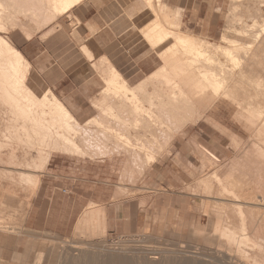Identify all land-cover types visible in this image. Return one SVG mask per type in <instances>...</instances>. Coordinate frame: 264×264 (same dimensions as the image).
I'll list each match as a JSON object with an SVG mask.
<instances>
[{"label":"rangeland","instance_id":"obj_1","mask_svg":"<svg viewBox=\"0 0 264 264\" xmlns=\"http://www.w3.org/2000/svg\"><path fill=\"white\" fill-rule=\"evenodd\" d=\"M117 1L120 2V5L124 9V19L127 25L149 27V25L152 24L151 20H153V16L155 17V15L152 14L153 12H151V8L147 6L144 0ZM106 2L108 5L105 9L107 13H114L116 7L113 0H106ZM153 2V7L155 6L156 10H161L160 6L161 8L163 7V9L165 6L168 7V9H166L165 7V13H168V15L171 16L172 22H175L178 19L175 15V17L173 16L176 11H174V9L170 8L166 4V0H162L161 2L153 0ZM85 3H89L88 5L95 3L94 5H96V7L98 6V1L96 0H88ZM16 7H21L22 9L19 8L21 9L19 10L17 8H14L15 10L17 9L19 11L18 12L15 11L13 7H9L17 12L14 14V11H12L11 15H17L15 16V18L19 17L22 22L19 21L18 24L21 22L22 25L19 24V26L15 27L11 26L15 21V18L11 16L12 19H10L12 20V22L11 20H8L10 26H3V29L0 30L2 31L0 32V35L22 53H24V51L27 49V54L24 57L30 63V67L28 68L27 73L28 87H30L35 93H37L38 96H43L45 92L50 93L51 91L59 100L67 105L68 108L70 106V104L68 103L69 101L76 102L79 100L82 103L83 95H85L88 97V101H85L84 104H80L86 109L84 112H79L82 118L77 117L72 110L70 111L74 114L81 126H83L88 120L97 117L100 113L96 106L99 102L98 100L104 95L102 94V91L105 87L103 78L105 77V70L108 69L107 66L109 64L107 65L108 61L106 58H98L95 62L91 63L93 67L89 68L88 64H84V62L79 60V53H81V50L82 53H84L83 48L80 50L74 48L71 39L67 34L68 28L66 26H69V23L72 28H76L77 26H80V22L73 16H59L57 18H54L53 20H47L48 18L45 16L46 12L44 13L41 11L38 14H34L36 17H33L32 15L34 12L32 13L30 11L29 13H31L30 15L32 17H30L31 19L28 17L26 20V18H24L22 14H18L21 13L24 8L22 6ZM238 7L239 6H237L236 9L233 0L228 1L227 8L222 12L220 16H218L217 20L215 19V24L217 25L219 30L212 38L207 37V34L209 33L207 30L201 31V29H195L196 26H202L200 20H198L196 24H190L185 21L186 19L183 20V15H181V19L179 20L180 26H175L174 28L178 31L186 33L194 39H201L211 45H213L214 43L215 45H222L225 47L227 45L221 43L220 39L223 34L228 31V29L231 31L230 36L236 37V32L232 31V28H234L235 30L236 27L237 30L241 26L240 28L242 29L244 21L245 23H250L247 15L248 13L246 10H244L245 8L242 6L239 8ZM244 11L246 12V14ZM91 13H94L93 9L91 10ZM233 19L237 20L233 21ZM238 20H240L241 22ZM60 23L65 27V30L61 32L58 31ZM260 25H262V21L260 22ZM230 26L232 27L230 28ZM244 28H246V26H244ZM246 41L250 40L246 39ZM172 42V40H169L164 46L156 50V54H154V60H156V63H158L156 71L162 66V61L161 59H159L160 57L158 53ZM244 47H246V45ZM241 50V56L245 57L246 50ZM157 56L159 58H157ZM219 58L225 61V58L221 54L219 55ZM241 61L242 60L240 59V65L242 63ZM253 62L255 65L251 64V66L255 67L257 70L254 69L251 72H258L261 79L264 80V59L260 58L259 60V58H256ZM227 63L229 69L233 70L232 67H234V64L231 62ZM239 63L237 62V67L239 66ZM260 64L262 65V67ZM92 71H95L98 75H100L101 79L81 78L83 75L89 74V72L91 73ZM236 73H238V70H236ZM249 75L254 76V74ZM253 76L251 77L253 78ZM244 78L245 79H242L246 81L247 78ZM147 81H150L149 77L145 78L144 80L128 82L130 87L134 88L135 90L140 89V94L143 93V97L140 96V98L141 100H143V106L146 108L145 110V108L143 107V109L145 110V112H143L144 115H146L147 112L154 113V110H158L161 106L159 105L160 103H158L159 100L155 99L156 97L153 98L154 95L151 96L150 91L151 89H153V87H151V85L149 86V84L147 85ZM237 89L239 90L240 88ZM143 90L144 92H142ZM240 90L238 91L239 96H241L242 93V96L245 98H243V100H245L244 103H241V101L239 102L242 104L240 106H243L242 109L240 108L238 110V108L240 107L238 104L236 105V103L238 102L235 103L234 101L221 99L213 105L214 107H211L210 109H208V111L205 110L206 112L204 111V116L202 118L200 117L199 121H196V118H199L198 116H200V112L198 114H195L198 115L197 117L194 116L195 119L193 117V119L190 118L191 120H189V118L188 120L186 119L187 121H189V123L186 122V120L185 122H183L184 120L182 118V122H180V120L177 121L179 127L178 125H175V127L172 126L174 128H169L171 129L169 131L172 133L171 135H173V137L168 131L166 132L165 137L160 136L161 140L158 139L159 137L151 138L152 140L155 138V141H158V144L159 142L164 141L162 139H166V143H162L165 144L166 147L165 145L162 146L161 144H159L161 145L160 147L155 146L157 143H155L154 140L150 141L149 145L151 146L152 151H154H151L154 154L152 155V157L155 156L152 160L154 161L156 159V161H151L147 167L143 166L145 160H143V158H146V155L144 157V154H142V156H139V158L143 161L137 158L138 162L136 161L135 164L128 163L130 164L128 166L126 164L127 160L124 161L123 158L120 157V159L116 155L112 156V154L109 155L111 157L108 156L107 153L112 151H109L110 145L103 143H94L95 145L91 146L92 150L89 147L86 152H84V149L85 147L88 148V146L83 144V148L81 146L80 153H78L79 155L77 153H73L71 155L70 153L58 150L53 151L52 155H50L49 161L44 165V168L37 169L34 165L35 161L37 165L41 164V155L38 156L39 154H37L41 153L39 152L41 147H38V144H34V146L31 147L30 145L23 144V146L26 145L28 146V148L26 146L23 147L21 144L20 146H18L19 143H17V141L3 136L1 132L0 146L3 144V147L0 148V264H34V262L36 261L35 258L38 257L41 252L43 255L45 254L43 256V263L51 264L52 254L53 252L55 253V251H57V258L60 256L59 259H57L58 261H56L57 264H92V262L94 264H97V262L98 264H103L104 261L106 262L104 264H150L147 260L144 259V257H142V255L135 253L137 252L135 251L136 248H143L145 247V245H150L155 248L158 247V249H160V251L162 252L161 254L163 255H161V259L157 264H175L176 262V264H231L232 257H236L234 253H230L233 256L230 254H226L225 257H222L223 259H221V261L216 262L212 259V257L218 258V248L216 244L211 245L209 243H206L205 240L207 238L213 240V238L210 236L211 234L213 236V233L210 229V224H212L215 219L219 218L216 217L218 215L217 212H220V215L218 216L222 215V217H225V219L227 217L225 216V213L228 212L225 211L227 206L225 207V205H219L225 204L224 202L219 201V204H217L216 202L218 201L217 198L219 190H215L216 188H218V185L214 179V175L219 174L221 176L224 175L225 172L227 173V171L229 170V173L233 171L232 173L235 172L237 176L240 175V178H244L242 172L245 168H248L245 166H248L247 162H249V160L246 161L245 158L249 155V153H251V149L249 148L252 146V144H261L259 143V141H255L261 138L260 135L256 133L258 131L256 130L258 127L255 125L256 121L259 123L260 121H258L255 117L258 114V112L256 111H259V109L260 111L261 109L263 111L264 108L260 106L259 108H256L257 105L254 106L255 104H253L251 102V99L249 98V96H251L252 92L255 90L253 83H246V85H244V87ZM146 91H149L150 93L149 94L147 92L149 94H147V97L151 96V99H147V101L146 98H144V94L146 96ZM106 97L111 98V96ZM246 99L248 101H246ZM149 101L152 102V104L150 102L151 107H153L152 105L155 104V106H158L159 108L156 107L154 109L149 107ZM122 103L123 107L118 106L117 101L114 102L115 109L116 107H122L121 109L124 110H114V113L112 112L114 114V117H116V122H118L120 120V116H122L120 120L121 122H118L119 124L117 123V125H121L122 122L124 123L125 121V123H127L128 121V115L125 116V114L127 111V114L130 112L129 107H126L129 105L125 102ZM162 105L164 106V104ZM244 107L247 109H244ZM251 107L254 109L252 110ZM4 108L5 107H3V105L1 104L0 112L2 114H0V117H2L0 118V131H3V129L9 124L7 121L9 118V114L8 111L6 112L7 109ZM126 109L128 110L125 111ZM203 109L204 108H201L200 111ZM252 111H255L256 115H253L255 114V112L253 113ZM122 112H125V114L123 115ZM243 113H246L247 115ZM250 113H252V117H254V119L252 120L255 121L256 119L255 122H252V120H250L249 118L248 119L250 121L248 122V119L246 117L252 118ZM241 114H243V116L245 117H243ZM129 115L133 116L131 118L129 117L133 122L135 116L132 115V113H130ZM240 115L243 117V119ZM123 116L127 117V119H124ZM3 117L7 120H4ZM98 118L100 119V115L98 116ZM130 120L127 124L132 123ZM191 121H194V123H192ZM116 122L113 123L116 124ZM250 122H252L256 127L252 126ZM181 123H186V125H184L185 128L182 127ZM176 126L180 129H177ZM172 129L174 133L172 132ZM248 129H250V131ZM180 131L181 133H179ZM183 132L186 134L185 136L183 135ZM209 136L218 139L222 142V144H224V148L221 149L222 154H218L210 150L206 146L205 142L209 139ZM147 138L149 139V137L146 136V139ZM178 138L188 139L195 148V151L198 153L200 158L199 165L196 171L197 174H195L196 184L194 193L197 195L193 209L176 218H171L167 215H161L159 216L158 221H156L155 219L154 224L148 227L143 232L129 235L110 233L108 229L105 230L106 227L103 228L102 225H100V223L96 221V219L95 221H91V223H89L90 226L89 224L81 223V216L89 209L93 208L94 210L101 207L105 210V207L111 203L137 199L145 195L148 190L146 179L148 177L149 169H151V167L154 166L167 152L172 150L173 144ZM168 139H170L172 142H169L170 140ZM6 141L7 143L10 142L8 144H11L13 148L11 147V145H7ZM151 142H153L152 144L154 146H152ZM167 143L169 144V146ZM112 144H114V141L112 142ZM163 147L165 148L162 149ZM38 148L39 150H36ZM47 150L51 151L52 149L46 148L44 150L45 153H47ZM90 152L92 155L89 154L88 156L87 153ZM97 153L99 154L97 155ZM42 155L44 154L42 153ZM37 158L39 159V161L37 160ZM242 163L245 164L243 165ZM20 164H23V166ZM134 165L135 171L133 167ZM29 166L32 169L28 168ZM127 166L131 167L128 168ZM240 167L242 168V170ZM132 169L134 172L132 171ZM237 170H241L242 172H238ZM35 171H40V173H37L39 177V182L37 185L33 183H25V181L21 179V175L23 172L34 173ZM130 172H132L133 174L131 173V175ZM139 172H141L142 174ZM237 172L239 175L237 174ZM235 174L232 175L237 177ZM141 175L143 178H141ZM233 176H231V179L234 178ZM214 193L216 195H214ZM216 204L221 206V209L222 206L223 208L225 207V209L221 210L218 206V209H220L222 212L220 210L216 211L214 209L217 208ZM72 211L75 214H79L76 217H71ZM212 213L216 214V216ZM227 214L228 213H226V215ZM68 219H70V221H68ZM5 222H7V224ZM95 227L97 229H95ZM205 234L208 235L204 236ZM122 245L126 247V250L131 251L130 253H128V255L124 253L120 254V252L122 251L121 247H123ZM53 248L55 249V251H52L54 250ZM185 248L186 250H188L185 251ZM50 250L52 254H50ZM177 250H181L183 252V256H178V254H175L176 252H178ZM194 250L197 251L195 252ZM45 252H48L47 255ZM60 253H62V255ZM89 258L91 259L89 260ZM136 258H138V260ZM170 260L172 261V263H170ZM178 261H180V263Z\"/></svg>","mask_w":264,"mask_h":264},{"label":"bare ground","instance_id":"obj_2","mask_svg":"<svg viewBox=\"0 0 264 264\" xmlns=\"http://www.w3.org/2000/svg\"><path fill=\"white\" fill-rule=\"evenodd\" d=\"M84 1L86 0H0V30L3 29V26H10L8 20L10 21L12 19L11 18V16H13L11 15L12 11L15 10L14 8L17 9L21 8L16 6H22L24 8L23 11H21V13L18 14L19 15L22 14V16L26 18V20L28 17L29 18L32 16L36 17L34 14L35 13L38 14L40 13V11L44 13L46 12L47 15L45 14V16L48 18L47 20H53L54 18H57L59 16L72 17V11L74 10V8L79 4L83 3ZM144 1L147 4V6L151 8V12H153L152 14L155 15V17L153 16V20H151L152 24L149 25V27H147L143 32L144 39L147 42V44L152 49L156 50L158 47L162 46L163 44H166L169 40L173 41L171 44H169L166 47V49L163 52L159 53V57L162 61V66L149 77L150 81H147V85L149 84V86L151 85V87H153V89H151L150 91L151 96L154 95L153 98L156 97L155 99L160 101V102L158 101V103H160L159 105L161 106L159 108L154 104L152 105L153 107H151L150 106L151 101H149V107L154 109L158 107L159 109L154 110V113L147 112L148 114L146 113V115H144L143 113L145 112L146 108L143 106L142 103L143 100H141L140 98V96L143 97L142 96L143 93L140 94L139 92L140 89L135 90L134 88L130 87L129 83H127V81L122 76V74L115 67H113L107 60L108 61L107 65L108 64L109 65L107 66L108 69L105 70L106 73H105V77L103 78L105 87L104 90L102 91V94L104 95L98 100L99 101L98 104L96 102L97 104L96 107L100 113L99 114L100 119L98 118L99 116L98 115L97 117L88 120L83 126H81L78 120L76 119V117L74 116V114L70 111V109L61 100H59L56 97V95H54L50 90H49L50 93L45 92L43 96H38L37 93H35L30 87H28L27 73H28V68L30 67V63L26 60V58L20 52V50L12 46L6 39H4V37L0 35V102H1L0 105L2 104L3 107L7 109L6 112L8 111L9 114L8 120L3 117L4 120L6 119L9 124L3 129V131H0V133L2 132L3 136L9 137L11 139H14V141H17V143H19L18 146H20V144L22 146L23 144H26V145H30L31 147L34 146V144H38V147L41 148L40 150L39 148L36 150H39V152H41V153H37L39 154L38 156L41 155L40 157L41 164L37 165L35 161V165H34L35 168L43 169L44 165L49 161L50 155H52L53 151H57V150L63 151L66 153H70L71 155L73 153L78 154L80 153L81 146L83 144L88 146V148L85 147L84 149L85 150L84 152H86V150L89 149V147L91 149V146L95 145L94 143H99V144L103 143L110 145L109 146L110 150L108 148L107 149L109 151L111 150L112 151L107 153L108 156L112 154V156L116 155L119 158L121 157L124 159V161L127 160L126 164L128 166L130 165L128 163L135 164L136 161L138 162V159L141 161L145 159L143 166L147 167L150 164V162L153 161L152 160L153 157H155V156L152 157V155H154L152 152L154 151H152L151 146L149 144L150 141L153 140L155 141L156 139L154 138L152 140L151 138L159 137L158 139H160V136L165 137L166 132L171 130L169 128H174L175 125H178L179 127L177 121L180 120V122H182L181 120L183 119L184 120L183 122H185V120L186 119L188 120V118L189 120H191L194 118V116L196 117L198 116L195 114H198L200 112L199 113L200 116H198L199 118H196L197 119L196 121H199L200 117L202 118L204 116V111L205 110L208 111V109L214 107L213 105L216 104L221 99L234 101L235 103L238 102L236 103V105L237 104L239 106L242 105L241 103L242 102L244 103L245 100H243L244 97L242 96V93H241L242 98L241 96H239L238 91L242 89L244 85H246V83H253L254 85L255 90L252 92V95L249 96L251 102L255 104L254 106L256 105L258 106V107L256 106V108H259V106L264 108V80L261 79L258 72L255 73L251 72L254 69H256L255 67L251 66V64H254L253 61L256 58H259V60L260 58L264 59V0H233L236 9L237 6L239 7L242 6L245 8L244 10H246L248 13L247 15L250 23L248 22L245 23V21L242 19L244 21L242 29L240 28L241 26L239 27L240 30L239 29L236 30V27L235 30L234 28H232L233 30L232 29L231 30L236 32L235 33L236 37H231L230 36L231 31L227 28L228 31H226L220 39L221 43L227 45L225 47L222 45L219 46L215 45L214 43L213 45H211L204 40L194 39L193 37L187 35L186 33H183L182 31H178L177 29L174 28L175 26L177 27L180 26V21H179L180 17L179 14H177V12L174 13L173 16L175 15L178 19L177 18L174 19H177L178 21L176 20L177 22L176 21L172 22L171 16L168 15V13H165V7L166 9H168L167 6H165L163 9V7L161 8V6L159 5L161 10H156V7L155 6H154L155 8L153 7V3H154L153 0H144ZM155 1L161 2L162 0H155ZM9 7H13L14 10ZM17 9L15 11H18ZM15 11L14 14L17 13ZM30 11L32 13L34 12L32 16L30 15L31 13H29ZM15 16H13V18H15ZM235 20L237 19H233V21ZM260 20L262 21V25H260L261 22ZM19 21H21L19 17L15 18V21L12 23L11 26L15 27V26H19V24L22 25L21 24L22 21L18 24ZM244 26H246V28H244ZM231 27L232 26H230V28ZM246 39H249L250 41H246ZM245 45L246 47H244ZM241 49L246 50L245 57L241 56V52H242ZM83 51L86 54V56L89 58V60H93L94 52L92 53V51L88 48V46L84 47ZM220 54L225 58V61L219 58ZM239 58L242 60L241 65L239 63L240 61ZM227 62L233 63L235 68L232 67L233 70L232 69L230 70ZM237 62L239 63L238 67L236 66ZM236 70H238V73H236ZM249 74H254V76L251 75L253 76V78ZM244 77L247 78L246 81L243 80L245 79ZM237 88L240 89L238 90ZM142 92H144V90ZM147 92L149 93V91L145 92L146 96L144 94V98H146V101L147 99L149 100L151 99V96L147 97L150 94V93L148 94ZM106 96H111V98H108ZM115 101H117L118 106L123 107L122 102H125L129 105L126 107L127 108L129 107L130 112L127 114L128 109H126L125 110L127 111L126 114L125 112L124 113L122 112V114L123 115L125 114V116L128 115L127 123L129 122L130 118L133 117L129 115L130 113H132V115L135 116L133 122L132 119L130 120L132 122V123L130 122L131 124H127L125 123L126 122L125 121L124 123L122 122L121 125H117L118 122H121L120 120L122 116H120V120L116 122L115 120L116 117H114L113 114L114 110L115 111L117 110L124 111V110L121 109L122 107L121 108L116 107L115 109V104H114ZM240 101L241 103H239ZM246 101L248 100L246 99ZM162 104H164V106ZM169 106L171 107V109ZM143 107L145 108V110L143 109ZM242 107L243 106H240L238 110L240 108L242 109ZM201 108L204 109L200 111ZM244 109L247 108L244 107ZM253 109L254 108H252V110ZM259 111L258 110L256 111L258 112L257 115L256 112L254 111L255 114L253 115H256L255 118H257V120L260 121L259 123L255 119L257 123V124L255 123V125L258 127L256 129L258 131L255 132L260 135L261 138L258 135L257 136L261 140L259 139L255 141L256 142L259 141V143L261 144L259 143H258L259 145L252 144V146L249 148L251 149L250 150L251 153H249V155L247 154L248 155L247 157L243 156L249 158V159L245 158L246 161L249 160V162H247L248 166H245L248 168H245L243 166L245 168L243 172L241 171L242 170L241 167H240L241 170H239L240 172L243 173L244 178L242 177L240 178V175L238 174L239 172L238 170H237L238 171L237 174L239 176H237L235 172L232 173L233 171L230 172L232 174H235L237 177L230 174L229 170L227 171V173L225 172L224 175L220 176L218 173H217L218 175H214L215 177L214 179L218 185V188H216L215 190L216 191L219 190L218 198H217L218 201L216 202L217 204H219L218 203L219 201L224 202L225 204H219V205H223V206L225 205V207L227 206L225 211H228L226 212L228 213L227 215L225 213V216H227L226 219L225 217H222V215L218 216L220 215L219 211L217 212L218 215L216 216L217 214L216 211L221 209V206L216 204L217 208H214L216 210V211L214 210L216 214L213 213L212 214L219 218L215 219L212 222V224H210V229L211 232L213 233V236L212 234L211 235L209 234L213 238V240H210L208 238L206 240L204 239L206 243H209L211 245L216 244L218 248V253H217L218 258L212 257V259L216 262L221 261V259H223L222 257H225L226 254L234 253L236 257L235 258L232 257L231 264H264V110L262 111L261 109V111L260 112ZM0 114L2 113L0 112ZM243 114L247 115L246 113ZM243 114L241 115L243 116ZM250 115L251 117L253 116L252 113H250ZM125 116H123L124 119H127V117ZM246 118L247 119L249 118L250 120L254 119V117L252 118L246 117ZM249 119L248 122L250 121ZM187 120L186 122L189 123V121ZM194 121L191 122L194 123ZM255 121L252 120V122ZM113 122H116V124ZM252 122L250 123L252 126H254ZM181 124L182 127L186 125V123L185 124L181 123ZM178 127L176 126L177 129H180ZM248 130L250 131V129ZM172 132L174 133L173 129ZM179 133H181V131ZM147 134H149L150 136ZM171 134L172 133L170 132V135ZM183 135L185 136L186 134L184 133ZM146 136L149 137V139L148 138L146 139ZM171 136L173 137V135ZM162 140H164L163 142L166 141V139H162ZM113 141L114 144H112ZM157 142L155 141V143ZM163 142L161 141L159 142V144H161L162 146L165 145L162 144ZM169 142L172 141L170 140ZM8 143L7 145H11ZM152 143L153 142H151V144ZM157 144L155 146H159V147L161 146ZM2 145L0 146V148L3 147ZM152 146L154 145L152 144ZM11 147L13 148L12 145ZM26 147L28 148V146ZM165 147H163L162 149H164ZM43 148L45 149L51 148L52 150L51 151L47 150V153H45L44 151L45 149ZM142 152H145L146 154ZM42 153L44 155H42ZM89 154H91V152L87 153L88 156ZM98 154L99 153H97V155ZM142 154H144V157L146 155V158H143V160L139 158V156L140 155L142 156ZM37 160L39 161L38 158ZM155 161L156 159L153 162ZM20 165L23 166V164ZM133 167L135 171V165ZM28 168L31 167L29 166ZM37 173H40V171H35L34 173L23 172L21 175V179L25 181V183L27 182L37 185L39 182V177ZM131 173L132 172H130V174ZM231 176L234 177V178L232 177L234 180L231 179ZM141 178H143L142 175ZM25 185H30V184H25ZM214 195L216 194L214 193ZM218 206L220 207V209H218L219 208ZM223 206L221 210L225 209V207L223 208ZM104 212H105L104 208L101 207L96 208L94 210L93 208L89 209L86 212H84V214L81 216L82 219L80 221L83 224H89L91 223V221H95L96 219V221L100 223V225H102L103 228H105L106 220H105ZM5 223L7 224V222ZM96 227L95 229H97ZM207 235L205 234L204 236ZM122 246L125 247L124 245ZM123 247H121L122 251L120 252V254L124 253L128 255V253H130L131 251H128L126 250V247L125 248ZM187 250L185 248V251ZM52 251H55V249ZM135 251H137L135 253L142 255V257H144V259L147 260L150 264L159 263L161 259V255H163L161 254L162 252L160 251V249H158V247L155 248L150 245L148 246L145 245V247L143 248L141 247L136 248ZM194 251L196 252L197 250ZM56 253L57 251H55V253L53 252L52 254L50 250V254H52V258L50 257L52 259L51 264H57L56 261H58L57 259H59L60 256L58 255L59 257L57 258ZM60 254L62 255V253ZM175 254H178V256L180 255L183 256V252L181 250L176 252ZM44 255L41 252L38 255V257L35 258L36 261L34 262V264H44L43 263ZM90 259L91 258H89V260ZM136 259L138 260V258ZM178 262L180 263V261ZM104 263L106 262L104 261ZM170 263H172V261ZM92 264L94 263L92 262Z\"/></svg>","mask_w":264,"mask_h":264},{"label":"crops","instance_id":"obj_3","mask_svg":"<svg viewBox=\"0 0 264 264\" xmlns=\"http://www.w3.org/2000/svg\"><path fill=\"white\" fill-rule=\"evenodd\" d=\"M86 1L72 11V16L80 22V26L72 28L68 22L69 26H66L74 48L80 50L88 46L96 56L93 60H89L81 50L79 60L88 64L90 68L93 67L91 63L98 58H106L122 74L127 83L150 77L158 66L154 54L165 44L156 50L152 49L143 35V31L148 26L127 25L124 9L119 1L113 0L116 7L114 13H107L105 10L108 6L106 0H96L97 7L95 3L88 5ZM228 1L230 0H166V4L179 14L180 19L183 15V20L186 19L187 23L196 24L200 20L202 26H196L195 29L207 30L209 32L207 37L212 38L219 30L215 19L217 20L227 8ZM92 9L94 13H91ZM63 30L65 27L60 23L58 31ZM22 54L26 56L27 49ZM81 78L101 79L95 71ZM82 101L84 104L88 101V97L83 95ZM68 103L69 109L77 117L82 118L79 112L86 110L80 105L82 103L79 100ZM205 144L210 150L222 154L221 149L224 148V144L218 139L209 136ZM199 159L190 141L186 138H178L172 150L149 170L146 179L148 190L145 195L137 199L111 203L105 207L106 229L110 233L120 235L140 233L152 226L155 219L158 221L161 215L176 218L193 209L197 195L194 193V188ZM78 214L72 211L71 217H76Z\"/></svg>","mask_w":264,"mask_h":264}]
</instances>
